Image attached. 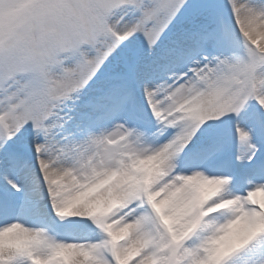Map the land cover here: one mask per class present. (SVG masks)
I'll list each match as a JSON object with an SVG mask.
<instances>
[{
  "label": "snow or ice",
  "instance_id": "6c2138e0",
  "mask_svg": "<svg viewBox=\"0 0 264 264\" xmlns=\"http://www.w3.org/2000/svg\"><path fill=\"white\" fill-rule=\"evenodd\" d=\"M0 264H264V0H0Z\"/></svg>",
  "mask_w": 264,
  "mask_h": 264
}]
</instances>
